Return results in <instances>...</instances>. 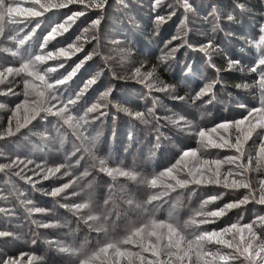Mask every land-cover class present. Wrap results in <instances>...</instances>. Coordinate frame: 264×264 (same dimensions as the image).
Listing matches in <instances>:
<instances>
[{
	"label": "snow or ice",
	"instance_id": "obj_1",
	"mask_svg": "<svg viewBox=\"0 0 264 264\" xmlns=\"http://www.w3.org/2000/svg\"><path fill=\"white\" fill-rule=\"evenodd\" d=\"M111 7L109 0H22V2L0 0V52L10 53L13 58L18 57V66H13L15 61L9 60L8 56L0 57L3 61L0 64V83L9 77H19L24 88V99L15 104L14 109H10L11 115L7 117V125H0V140L15 136L17 133L25 136L36 131L47 138L43 142L53 151L62 150V158L53 157L52 166L36 165L31 170L32 175H38L43 180H47L49 176L57 177V174L66 177V180L46 191L45 195L58 197L61 201L66 200L63 206L72 210L77 222L83 221L90 228L104 232L107 236V225L114 214L111 185L108 186L109 193L101 207L92 199L89 187L91 180L85 179L89 175L87 169L81 171L80 168H73V165L80 164L81 156L86 154L93 160L99 158L100 172H105L109 176L119 175L135 179L136 172L109 168L105 164V159L97 156L101 151L97 147L100 131L96 125H91L90 121L98 120V117L106 114L104 109L112 107L129 117L145 120V113L125 106L132 104L133 101H120L116 97L112 81L105 78L107 76L105 69L108 67L107 62L112 59L111 56L106 57L105 64L99 66L98 70L92 69V65L95 64L93 57L103 52V47L97 50V45L102 38L110 37L111 43L115 45L111 51L127 65L125 75L113 73L116 79L131 81L149 91L155 88L156 91L168 92L173 99L192 105L191 109L175 105L180 114L170 118V122L178 137L184 133L190 134L186 139L194 141L196 147L181 143L180 150L172 154L173 160L168 166L153 171L150 177H143V185L150 190L147 198L144 200L129 198L127 200L129 208L125 209L127 212L142 216L143 222L131 225L125 236L119 239H105L100 247L91 251L83 245L60 247L59 250L75 257L78 264H95L102 256L106 258L110 249L117 258L123 257L127 264L137 262L145 264L143 252H150L154 258L148 260L147 264H264V214L249 217L243 223L232 222L229 217L227 221L216 224L217 220L233 209H238L235 215L240 216L244 206L250 204L260 205L259 211L264 213V177L259 178L255 185L246 178L245 174L250 170L253 156L251 153L246 156L244 149V145L250 139L254 145L258 140L256 166L264 168V11H261L258 23L249 26V30L245 31L242 19L250 15L252 7L247 0H229L228 4L223 0H209L202 8L203 20L207 21L211 17L214 21L213 33L224 32L237 40L243 38L242 53H236L231 49L222 48L218 39H213L207 33L203 39H195V34L200 30L190 0H175L169 3L148 0L153 36L157 35L161 31V26L173 17L179 21L177 33L172 34L167 40L160 38L158 43L163 45L161 54L150 60L148 56L151 54H146L142 48L136 46L139 43L137 33L143 34L144 30L123 24L117 28L115 24H109L108 14ZM261 7L264 8V0H261ZM50 17H55V20ZM40 18H43V27ZM128 20L129 24L136 25L135 18L129 16ZM225 20L229 23L225 24ZM238 22L239 30L233 27ZM73 25H76V28L69 32ZM107 28H113L115 31L108 32ZM37 29H40L39 33ZM64 33L68 35L64 36ZM33 36L35 40H32ZM177 40L180 43H172ZM50 41L55 43L50 44ZM5 42L10 43L5 46ZM122 42H127L128 46L124 47ZM180 47L201 53L210 69L216 73V77L202 86L197 84L187 98L179 94L176 86L191 79L198 69L188 61L180 63L176 56ZM214 53L224 59V66H217L213 59ZM73 56L76 59L70 65L71 71L57 72V69L63 68ZM49 61L54 63L49 64ZM89 61L91 63L85 67ZM173 63L176 66L172 76L175 84L161 81L160 71H169ZM82 67L84 73L79 84L70 95L63 96L61 86H65ZM245 69L250 76L241 75L239 79L242 81L250 79L251 83L237 84L236 87L249 89L252 99L246 102L236 101L241 111L233 118L221 119L213 123L211 128L202 125L197 117L198 115L202 117L206 111L201 109V105L214 101L217 85L223 80L219 73L233 70L243 73ZM89 90L93 94V100L80 111L78 101L89 93ZM11 91L9 88L8 92ZM143 95L145 93L141 92V96ZM22 107L25 113L24 120L21 122L20 119H16L13 126V118ZM3 108L5 105L0 103V109ZM148 111L155 122L152 119L145 122L150 123L156 132L154 139L158 146L163 142L158 129L160 118L156 113H152L151 109ZM27 125L31 127L21 132ZM65 136L72 141L71 150L64 147ZM208 148H227L232 154L224 156L223 159H207L205 157L208 154L202 149ZM31 164L33 161H25L20 155H16L10 157L7 163H0V172L10 170L11 175L35 184L31 176L22 170ZM225 164L228 165L226 169ZM73 185L78 187L79 193L72 187ZM189 185H217L226 190L237 191L238 195L235 199L222 201L220 205L206 210V206L223 197L224 192L206 194L199 209L187 219L181 221L171 210L167 220L156 219L155 213L163 203L162 197L168 196L169 202L175 203L180 196L178 189H187V193L195 191L194 188H189ZM240 189L244 191L241 193ZM40 190L44 191L43 187ZM170 192L175 196L169 195ZM17 195L22 196V193L17 192ZM68 197L75 199L68 200ZM24 202L31 204V201L26 199ZM43 211L44 209L39 207L26 209L28 214ZM8 214L15 215L14 212ZM208 224H214L215 227L211 229L203 227ZM39 227L48 228L49 224H41ZM16 236L15 231L0 230V242L15 240ZM31 243L36 245L38 242L34 239ZM127 244L138 247L140 251L133 252L121 247ZM42 259L35 251L20 252L13 256L0 255V264H37ZM113 264H119V259L114 260Z\"/></svg>",
	"mask_w": 264,
	"mask_h": 264
},
{
	"label": "rangeland",
	"instance_id": "obj_2",
	"mask_svg": "<svg viewBox=\"0 0 264 264\" xmlns=\"http://www.w3.org/2000/svg\"><path fill=\"white\" fill-rule=\"evenodd\" d=\"M17 2H22V0H17ZM109 2L112 7L109 9L108 23L115 24L117 28L123 24L128 27H139L143 29V34L137 33L139 43L136 46L142 48L146 54H151L148 58L154 56L152 58L154 60L155 56L161 54L163 45L158 43L160 38L167 40L172 34L177 33L179 21L173 17L172 20H169L166 24L161 26V31L157 33V35H152L150 31V29H152V21L149 19L148 0H109ZM169 2H175V0H162V3ZM223 2L228 4L229 0H223ZM247 2L252 7L250 15H246L242 19L245 31L249 30V26H255L258 23L260 13L264 11V8L258 6L261 4V0H247ZM190 3L194 6L193 11L195 14L198 11L203 13L202 8L209 3V0H190ZM129 16L135 18V26L129 24ZM40 19L43 27V18ZM50 19L55 20V17H50ZM207 22L211 26L213 39H218L222 48L231 49L236 53H242V37L240 40H237L236 38L227 36L224 32L213 33L212 25L214 21L209 17ZM77 23L79 24L80 21L78 20ZM224 23L227 24L229 22L225 20ZM233 27L239 30L240 22ZM75 28L76 25H73V27L69 29V32H72ZM199 30L200 31L195 34V39L204 38L202 29ZM39 31L40 29H37V33H39ZM107 31L113 32L115 29L107 28ZM67 35L68 33H64V36ZM149 37H151V39H149ZM57 39H63V37H57ZM32 40H35V36L32 37ZM7 43L10 42H5V46ZM49 43L53 44L55 41H50ZM172 43L177 44L180 43V41L177 40ZM122 45L124 47L128 46L127 42H122ZM86 47L88 46L86 45ZM101 47H103V52L101 55L93 57L95 64L92 65V69L94 71L98 70L99 66L105 64L107 56L112 57V59L107 62L108 67L105 69L107 76L105 78L112 81L116 97L120 101H133L132 104L125 106L131 107L134 111L145 113V120L152 119V121L155 122L154 117H152L151 113L148 111L149 109L152 110V113H156L160 118L158 129L162 135L163 142L157 146V142L154 139L156 132L152 129L150 123H146L145 120L129 117L124 112H117L115 107L104 109L106 113L104 116L98 117L96 121H90V124L96 125L100 131L97 147L100 148L101 151L97 153V156L105 159L106 166L113 169L120 168L137 173L135 179L119 175L109 176L107 173L99 171V158L93 160L87 157L86 154L81 156L80 164L73 165V168H80L81 171L87 169L89 175L85 177V179L91 180L89 187L92 191V199L95 203H99L101 207H103V200L108 196V186L111 185L112 212L114 213L111 220L119 223V225L116 228L115 224L108 225L106 236L104 232L95 231L83 221L77 222L72 210L63 206L64 203L67 202L66 200L61 201L58 197L45 195L46 191H50L52 186H56L60 182L66 180V177H60L59 174H57V177L49 176L47 180H43L40 179L38 175H32L31 170L34 169L36 165H40L41 167L52 166L53 157L61 156L62 158V150L61 152L53 151L52 148L48 147L43 142L47 138L36 131L28 133V135L25 136H21L17 133L15 136L0 140V163H7L10 157H15L16 155H20L25 161H33V164L28 165L27 168L22 170L27 175L31 176L32 181H35V184L28 183L18 176L11 175L10 170L0 172V209H5V211H0V230L15 231L17 233L15 240L0 242V255L13 256L18 255L20 252L35 251L38 256L43 258L42 261L37 262V264H78L75 257L70 256L69 253L60 251L59 248L66 246L79 247L81 245L86 248L88 243L94 239L95 235L98 237L95 238V241L101 240V242L105 239H112L114 238L113 236H118L119 233L126 235L131 225H138L140 222H143L142 216H137L135 213L125 211V209L129 208L127 203L129 198L135 200H144L147 198V194L150 190L146 189L143 185V177H150L153 171H158L168 166L169 162L173 160L172 154L180 150L181 143L196 147L194 141L186 139L190 134L184 133L178 137L170 122V118L180 114L179 109L174 107L175 105L186 106L189 109H191L192 105L190 103L186 104L185 101L173 99L172 95L168 92L156 91L155 88L149 91L142 85L133 84L131 81L127 80L116 79L113 73L125 75L127 72V65L120 61L119 57L111 51L115 45L111 43L110 37L101 39L100 44L97 45V50H100ZM89 50L91 49L89 48ZM77 55L80 54L77 53ZM2 56H8L9 60L15 61L13 66H18V57L13 58L10 53L0 52V57ZM176 56L179 58L181 64L184 61H188L194 64L198 69V72L194 74L191 79L187 82H181L176 86L180 95L187 98L188 95L192 94V89L196 88L197 84L202 86L203 83L216 77L215 71L210 69L209 65L205 62V58H202V54L198 51L180 47L176 52ZM141 58L143 59L145 57ZM219 58L222 57L215 53L213 54L215 62L216 59ZM75 59L76 57L73 56L64 64L63 68H58L57 72H65V70L71 71L70 65ZM2 63L3 61L0 60V64ZM48 63L53 64L54 61H49ZM90 63L91 61L86 62L85 67ZM175 67V63H173L169 71L161 70L159 76L160 80L165 83L175 84V81L172 79ZM83 73L84 67H82L65 86H61V94L63 96L66 97L71 94L72 90L79 84ZM52 75H56V73H52ZM241 75L245 77L250 76L247 69H245L243 73L236 70L231 72L222 71L219 73V76L223 77V80L217 85L218 90L216 92V97L211 104L201 105V109H206V111L203 112L202 117L199 115L197 117L202 125L211 128L213 123L219 122L221 119L233 118L241 111L235 102H246L252 99L249 89L236 87L237 84L251 83L250 79L244 81L240 80L239 77ZM167 77L172 83L168 82ZM228 79L232 82H227ZM12 80L16 82L11 83L10 81ZM9 88H11V92H8ZM23 91V82L19 77H9L5 79L3 83H0V103L5 105V108L0 109V125H7V117L11 115L10 109H14L15 104L20 103V101L24 99ZM141 92L145 93V95L141 96ZM92 100L93 94L91 90H89V93H86L85 96L78 101L80 105V109L78 110L82 111L83 107L92 102ZM24 117L25 113L22 107L17 111L16 117L13 118V126L15 125L16 119H20L21 122H23ZM33 123L35 122L33 121ZM29 127H31V125L22 128L21 132L26 131ZM91 130L90 128V131ZM70 132L71 130L69 129V133ZM212 135L215 136L217 134ZM253 139L256 138L253 137ZM64 140V147L71 150L72 141L69 140L68 136H65ZM258 145L259 141L257 140V143L254 145L252 139L244 145L246 156L248 153H251L253 156L250 170L245 175L254 185L259 178L264 177V168L256 166V151ZM202 151L208 154L205 157L207 159H223L224 156L232 154L231 150L227 148H208L202 149ZM227 167L228 165L225 164L224 169ZM41 187H43L44 191L40 190ZM72 187L76 188L79 193V189L76 185ZM188 187L194 188L195 191L187 193V189H178L177 191L180 192V196L175 200V203L169 202L168 196L162 197L163 203L160 204L159 209L155 213V218L167 220L169 210H171L172 214L181 216L183 215V211L185 214L188 208L192 209V203L195 204V208L193 211H190L194 213L199 209L201 201L206 198V194L224 192V196L214 203L208 204L206 210H211L214 206L220 205L222 201L227 202L228 199H235L238 195L237 191L226 190L217 185H189ZM243 191V189L239 190L241 193ZM17 192L22 193V196H18ZM169 195L175 196V194L171 192ZM25 199L31 201V204H26L24 202ZM67 199L71 200L75 198L68 197ZM28 207H39L44 209V211L41 213L28 214L26 212ZM260 207V205L256 204L246 205L244 206V210L240 213V216L235 215L239 210L233 209L228 212L226 216L217 220L216 224H220L221 221H227L229 217H231L232 222L243 223L249 217L257 214H264L259 211ZM10 212H14L15 215H9L8 213ZM115 215H120V217ZM160 215H164V218L160 217ZM182 220H184V218L181 219V221ZM41 224H49V227L41 228L39 227ZM69 226L71 227V231H69ZM203 227L211 229L215 227V225L208 224ZM34 239L38 242L36 245L31 243ZM151 239L154 240L155 238ZM162 243H166V241H162ZM100 246L101 243L100 245H96L95 249ZM207 246L213 247V245ZM121 247L128 248L133 252L140 251L138 247L132 244L121 245ZM142 255L146 258L145 264H147L148 260L154 259L150 252H143ZM116 259H119V264H127V261L123 257L117 258L111 249L106 258L102 256L95 264H113ZM194 261L195 257L193 256V262Z\"/></svg>",
	"mask_w": 264,
	"mask_h": 264
},
{
	"label": "trees",
	"instance_id": "obj_3",
	"mask_svg": "<svg viewBox=\"0 0 264 264\" xmlns=\"http://www.w3.org/2000/svg\"><path fill=\"white\" fill-rule=\"evenodd\" d=\"M260 3V2H259ZM259 7H261V4L260 5H258ZM222 11H229V9L228 10H226V9H222ZM203 16H204V13H201L200 11H198L197 13H196V23H197V26H198V28L199 29H202V34L204 35L205 33H207V35H209V36H212V33H211V26L208 24V22L207 21H204L203 20ZM234 26V25H233ZM150 31L152 32V29H150ZM201 34V35H202ZM197 39V38H196ZM154 56H152V58H153ZM152 58H149L150 60H153ZM216 64H217V66L218 67H220V66H224L225 65V62H224V60H223V58H219V59H216ZM167 79H168V82H171V80L167 77ZM227 82H232L231 80H229L228 79V81ZM172 83V82H171ZM186 199V198H185ZM187 200V199H186ZM192 209H189L188 208V210H186L187 212L184 214V211H183V215H181V216H179V215H175L176 217H178L180 220L181 219H187L190 215H192V214H194L193 212H191V211H193V209L195 208V204L194 203H192ZM191 210V211H190ZM115 216H119L120 217V215H115ZM112 217H113V215H112ZM112 217H111V219H112ZM160 217H163L164 218V215H160ZM110 224H115V228L119 225V223H116V222H113L112 220L110 221V223L108 224V225H110ZM107 225V226H108ZM123 236H125V234H121V233H119L118 234V236H113L114 238H112V239H119V238H122ZM95 238H98V237H96V235H95V237H94V239L93 240H91L89 243H88V245H87V247H86V249H88L89 251H91V250H94L95 249V247H96V245H100V243H101V240L100 241H95ZM0 247H1V245H0Z\"/></svg>",
	"mask_w": 264,
	"mask_h": 264
}]
</instances>
